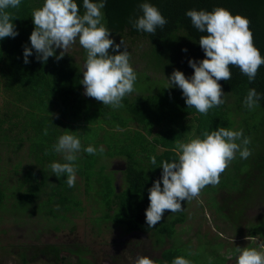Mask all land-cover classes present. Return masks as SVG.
Returning <instances> with one entry per match:
<instances>
[{"label": "rangeland", "instance_id": "1", "mask_svg": "<svg viewBox=\"0 0 264 264\" xmlns=\"http://www.w3.org/2000/svg\"><path fill=\"white\" fill-rule=\"evenodd\" d=\"M129 39L124 41V45L130 53V64L137 74V80L134 91L124 98L153 95L172 88L174 84L170 85L169 78L158 72L149 62L144 61L140 57L138 44L132 43ZM121 40V38L116 41L113 39V48L115 44H120ZM124 45L121 44L120 52L124 51ZM58 50L63 51V49ZM109 53L119 54L112 48L109 49ZM67 54L75 58L76 65L83 74L87 53L78 40L71 45ZM6 96L11 97L5 93L3 81L0 79V115L3 114L6 120L5 124H1L0 118V185H2L0 192L2 189L5 191L9 185L19 187L26 181L33 183L39 180L37 174L41 169L52 172V169L49 170L52 163L63 162V154L52 150L61 135L65 133L76 135L81 140L82 147L75 161L76 190L73 194L71 192L74 187H71L70 191L62 187L66 183V175L57 178L55 174L49 172L46 174V183L41 189L38 202L27 204L22 209L23 207L18 205L19 193L15 187L5 197L4 208H0V264H56L51 256L43 255V252L50 247L62 250L61 257L65 260L58 264H135L140 256H148L155 261L161 260L162 249H158L159 244L164 242V239H159L161 236L151 237L145 234L129 236L114 226V220L103 223L102 218L104 210L100 201L101 188L105 190L107 179L114 181L118 190L124 187L125 174L115 171L114 167L128 165V158L122 156V152L134 148L133 141L138 139L141 132L145 137L142 126L129 123V126L122 130L120 122L127 121L129 116L124 107L104 106L102 102L90 97L91 99L85 98L75 103H68L63 108L57 99L55 107L52 102L45 101V107L36 109L35 116L42 119L37 123L44 122V131L48 130L47 135L44 134L48 140L44 135L43 139H40L41 131L38 124L33 123L34 120L20 123L14 121L13 115L17 108L9 103ZM53 96L57 94L53 93ZM33 99L29 97L28 101L25 100L24 104L28 106L23 108L29 110ZM8 104H11V107H8ZM57 108L58 112H56ZM54 119L57 120L53 125ZM49 123L52 124V131H49ZM188 125L190 131L184 130L187 136L186 141L183 142L197 137L196 124L190 120ZM164 129L156 126L152 129V136L146 135L145 138L150 143H154ZM234 130H240L239 116H235ZM33 145H43L44 149L32 147ZM89 145L97 149L95 155L83 150ZM101 146L104 148L103 153L99 152ZM164 151L159 147L155 152L159 155ZM147 155L142 156L141 151L137 152V160L141 166L146 167L149 162ZM240 165L241 157L237 152L235 159L224 171V175L228 178L222 180L220 176L219 184L208 185L201 190L197 198L182 201L181 211L172 213L168 210L165 213L163 219L185 215V222L178 224L175 235L171 240L164 242L166 250L180 251L192 264H236L237 247L259 248L264 241L251 237L254 229L251 222H258V216L264 215V197L256 204H250L247 209L246 205L251 200L238 204L237 199L240 201L242 198L239 196L237 198L235 195L240 193L245 182L239 178ZM78 167L94 168L95 179L88 188V193L87 181L78 174ZM33 169L36 171L31 176L29 172ZM118 172H120V181H116ZM245 173L246 171L243 170L242 174ZM159 179L162 180V176ZM39 182L41 183V180ZM39 182H35L36 185ZM161 187H163L162 183ZM22 192L29 191L24 189ZM67 196L71 198L70 201ZM227 201H231L226 207L230 209L229 215L233 214L232 217L237 219L244 215L245 219L242 223L244 222L243 228L247 230L245 233H239L240 229L229 220L227 214L229 209L224 207ZM80 202L82 210L78 208ZM222 206L223 208H220ZM154 241L157 243L156 247Z\"/></svg>", "mask_w": 264, "mask_h": 264}, {"label": "trees", "instance_id": "2", "mask_svg": "<svg viewBox=\"0 0 264 264\" xmlns=\"http://www.w3.org/2000/svg\"><path fill=\"white\" fill-rule=\"evenodd\" d=\"M44 2L45 0H21L20 7L12 10L14 12L12 22L19 34L15 38L6 37L0 40V79L3 81L5 93L12 97L6 96L9 103L14 104V107L17 108L13 119L16 123L34 120L33 123L38 124L41 131L40 139H43L44 135V122L37 123L41 118L38 119L35 113L37 108L45 107V101L52 102L51 104L55 107L57 99H59L61 107L65 108L64 105L68 103H75L85 98L91 99L84 94L83 74L72 55L66 53L62 59L57 60L56 57L62 51L56 49L55 56L49 57L47 62H44L37 59V53L33 49L32 55L28 57L29 62H24V50L25 47L31 48L30 36L35 29L32 12L41 8ZM93 2H99V0H93ZM145 2L157 7L168 21L164 29H157L154 35L139 31L130 23L143 15L140 5ZM77 3L80 6V14L83 15L85 11L83 0H77ZM217 7L226 8L233 15L240 14L250 19L254 45L264 57V0H106V6L102 9L104 17L102 22L111 31L110 39L116 41L121 38L125 41L130 38L132 43L138 44L141 51L140 57L153 65L158 72L166 75L167 78H170L174 71L179 70L185 74L186 78L190 79L194 75V69L190 67L189 61L195 60L199 63L206 58L204 50L199 45V39L207 33L197 31L192 26L190 18L186 16V12L193 9L213 11ZM185 49L187 51H184ZM230 68L231 79L218 81L224 93L222 99L226 102L209 109L206 115L199 113L195 108H189L182 90L176 85L161 93L147 96L136 95L133 99L127 97L122 100L123 107L129 115L127 121L121 120L120 122L122 130L126 129L129 123H137L142 126L145 137L146 135L151 137L154 127H163L164 129L165 126V129L162 130L161 136L154 143H150L141 132L138 139L133 141L134 148L122 152V156L128 158L125 184L121 190H118L114 181L107 179L105 190L101 188L103 223L114 220V226L120 228L126 235L139 233L151 237L153 235L161 236L159 239H164V242L171 240L178 224L185 222V215L163 219L168 211L165 210L161 221L154 228H149L146 222V210L150 205L149 189L162 176V162L165 160L172 162V160L178 159L173 149L176 147L177 141H186L187 135L184 134V130L190 131V125H188L190 120L196 124V136L203 139L202 134L206 129L209 132L218 130L219 127L234 130L235 116H239V129L243 130L244 137H249L251 140L247 146L251 150V155L247 159L241 158V169L238 174L241 181L245 182L240 193H237L235 197L242 198L240 201L237 199L239 205L244 201L251 200L246 205V209L253 203L256 204L258 200H262L260 198L264 197V65L260 66L255 80L252 82L238 67L230 65ZM252 88L256 89L261 99L255 108L249 109L245 106L244 100L249 89ZM53 93L57 96H53ZM29 97L34 99L31 102L33 105L31 104V108L28 110L23 107L28 106L24 102L28 101ZM231 101L233 102L230 103ZM11 104H8V107H11ZM58 108L56 112H58ZM0 118L1 124H5V116L1 114ZM54 120L53 125L57 119ZM49 124V131H52V124ZM44 138L48 140L45 135ZM32 147L44 149L43 145H33ZM159 147L165 151L158 155L155 151ZM138 151H141L142 156L148 154L149 162L146 167L141 166L137 160ZM152 156L156 157L155 165L151 163ZM62 161L60 163L66 162ZM78 168V174H81L87 181L86 191L88 193V188L95 179L94 168ZM243 170L246 171L245 174H242ZM35 171L36 169H33L29 174L32 176ZM49 172L41 169L37 174L39 180L33 183L26 181L19 187L9 185L5 191L1 188L0 208H4L5 197L9 195L10 190H13V187L19 193L17 201L18 205L23 207L22 209L27 204L38 202L41 189L46 183V174ZM50 173L55 174L53 171ZM221 176L222 180L228 178L224 172ZM35 182L39 183L36 185ZM62 187L67 191L72 189L67 183ZM24 189L29 192L23 193ZM75 190L76 186L71 193L73 194ZM67 199L71 200L68 196ZM231 201L225 202L224 207H228ZM78 208L82 210L81 202ZM227 214L229 220L235 223L234 226L240 229L239 233H245L244 222L242 223L245 219L244 215L240 219L232 217V213L229 215L230 209L227 210ZM61 216L64 217V215ZM257 219L258 222H251L253 223L251 226H254L251 237L264 241V215L261 214ZM157 237L155 238L157 239ZM164 242L158 247V249H162L161 260L158 261V264H171L176 257L183 256L180 251L166 250ZM155 244L157 246L156 242ZM43 255L51 256L56 264L65 260L61 257L62 250L54 247L47 248Z\"/></svg>", "mask_w": 264, "mask_h": 264}, {"label": "clouds", "instance_id": "3", "mask_svg": "<svg viewBox=\"0 0 264 264\" xmlns=\"http://www.w3.org/2000/svg\"><path fill=\"white\" fill-rule=\"evenodd\" d=\"M21 5V0H0V40L6 37L15 38L19 33L12 22L14 12ZM106 0H83V15L77 0H45L41 8L32 12L35 25L30 36L31 48L25 47V63L35 49L37 59L47 62L55 56L56 49H63L57 60L62 59L71 45L79 41L86 50L82 84L85 95L102 102L112 108L123 107L124 97L134 91L137 74L130 64V53L124 45L115 44L110 39L111 31L103 23L102 9ZM143 15L130 21L139 31L154 35L157 29L163 30L168 23L160 10L150 3L140 5ZM192 26L202 35L199 45L204 50L206 58L197 63L190 60L189 65L194 69V75L186 78L182 71L176 70L168 79L170 85L178 86L189 108H195L206 115L209 109L220 106L226 101L218 81H229L232 77L231 66L238 67L250 82L255 80L258 69L264 65V57L254 45L253 32L250 29V19L230 10L217 7L213 11L188 10ZM123 44L124 51L119 49ZM55 46V47H54ZM119 54L112 55L109 49ZM184 51H187L185 49ZM260 94L256 89H249L244 104L247 108H255ZM45 129L44 134L47 135ZM200 137L191 138L188 142L177 141L173 151L178 159L162 162V184L158 179L149 189L150 205L146 210V222L149 228H154L161 221L165 210L172 213L182 210V201L197 198L201 190L208 185L215 186L220 182L221 174L235 159L236 153L242 159L251 155L247 147L251 140L244 137L243 130L235 131L227 127L203 132ZM240 141V143H237ZM81 140L74 134L65 133L53 145V151L62 153L67 162H54L50 165L57 177L66 175V183L75 187L77 153L81 151ZM90 155H95L97 149L91 145L83 149ZM99 152L103 153L101 146ZM153 165L156 157L150 158ZM238 253L236 264H264V242L259 248L246 247L235 250ZM191 255V253H189ZM135 264H156L148 256H140ZM171 264H192L184 256L176 257Z\"/></svg>", "mask_w": 264, "mask_h": 264}, {"label": "flooded vegetation", "instance_id": "4", "mask_svg": "<svg viewBox=\"0 0 264 264\" xmlns=\"http://www.w3.org/2000/svg\"><path fill=\"white\" fill-rule=\"evenodd\" d=\"M114 163H116V162H114ZM118 163V162H117ZM127 164H128V162H127ZM127 170H128V165H127ZM127 170H125V171H120V172H124V174L126 173V171ZM120 172H118V173H116L118 176H117V178H116V181L118 180V181H120ZM133 235H140L139 233H135V234H131V235H129V236H133ZM154 246L156 247V245L154 244ZM159 261V260H158ZM158 261H156V264H158ZM89 263H91V262H89Z\"/></svg>", "mask_w": 264, "mask_h": 264}, {"label": "water", "instance_id": "5", "mask_svg": "<svg viewBox=\"0 0 264 264\" xmlns=\"http://www.w3.org/2000/svg\"><path fill=\"white\" fill-rule=\"evenodd\" d=\"M114 170L115 171H125V170H127V165H125V167L124 166L119 167V166L115 165Z\"/></svg>", "mask_w": 264, "mask_h": 264}]
</instances>
